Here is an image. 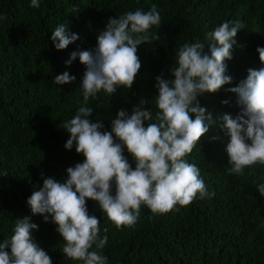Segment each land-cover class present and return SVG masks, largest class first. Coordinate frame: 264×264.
Segmentation results:
<instances>
[{
  "label": "trees",
  "instance_id": "16d2710c",
  "mask_svg": "<svg viewBox=\"0 0 264 264\" xmlns=\"http://www.w3.org/2000/svg\"><path fill=\"white\" fill-rule=\"evenodd\" d=\"M152 4L157 5L162 24L138 46L141 68L131 89L121 87L111 96L101 92L90 99L88 106L94 108L90 119L102 120L104 130H110L116 113L130 112L141 98L155 112V78H172L175 50L186 42H205L209 32L228 20L242 24L233 58L227 61L234 82L198 100L213 118L239 112L235 95L225 89L245 79L248 69L261 67L256 48L264 47V0H41L39 8L30 7V0H0V242L10 238L17 220L31 217L39 226L32 235L52 264H78L61 252L56 225L32 215L26 203L42 186L41 174L59 181L67 168L83 160L74 148H64L68 133L62 125L83 102L78 87L85 69L78 59L70 67L65 61L73 51L94 48L110 18L147 11ZM61 23H68L80 39L58 51L50 37ZM64 71L76 80L56 85L55 76ZM224 100L229 103L222 104ZM226 142L223 133L210 127L185 157L200 168L206 186L215 192L210 200L196 199L179 211L156 216L142 207L132 228H117L96 202L87 201L101 233L108 229L103 250L108 264H264V228L259 227L264 197L255 188L264 176V165L246 168L243 176L229 175ZM129 162L135 167L131 157Z\"/></svg>",
  "mask_w": 264,
  "mask_h": 264
},
{
  "label": "clouds",
  "instance_id": "9594fccd",
  "mask_svg": "<svg viewBox=\"0 0 264 264\" xmlns=\"http://www.w3.org/2000/svg\"><path fill=\"white\" fill-rule=\"evenodd\" d=\"M40 3L30 0L29 6L39 8ZM161 24L156 4L147 11H127L107 21L94 48L73 51L65 61L70 67L78 59L85 69L78 87L83 102L62 125L68 133L64 148H74L83 160L67 168L62 180L41 174L42 186L26 203L32 215L56 225L67 260L108 264L103 254L108 229L101 233L100 221L89 214V200L117 228H132L142 207L156 216L179 211L196 199H212L215 192L206 186L200 168L185 158L210 127L227 138L224 151L231 165L229 175L243 176L246 168L264 165V47L256 48L261 67L248 69L245 79L225 89L236 97L239 112L235 116L226 113L213 118L198 100L234 82L227 61L233 58L235 37L242 29L239 21L222 22L207 34L205 42H186L175 50V67L169 70L172 78H155V112L141 98L130 112L121 109L116 113L110 130H104L102 120L90 119L94 111L88 106L90 99L101 92L111 96L121 87L131 89L141 68L138 46L146 44L150 30ZM51 33V43L58 51L80 39L68 23L57 25ZM75 80L64 71L55 76L54 83L67 85ZM259 179L255 188L264 197V176ZM259 227L264 228V221ZM38 228L31 217L17 220L10 238L0 242V264H52L32 235Z\"/></svg>",
  "mask_w": 264,
  "mask_h": 264
}]
</instances>
